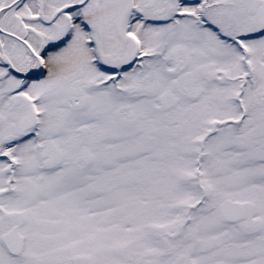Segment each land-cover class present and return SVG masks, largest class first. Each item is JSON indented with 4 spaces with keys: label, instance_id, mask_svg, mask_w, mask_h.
Segmentation results:
<instances>
[{
    "label": "snow or ice",
    "instance_id": "snow-or-ice-1",
    "mask_svg": "<svg viewBox=\"0 0 264 264\" xmlns=\"http://www.w3.org/2000/svg\"><path fill=\"white\" fill-rule=\"evenodd\" d=\"M0 264H264V0H0Z\"/></svg>",
    "mask_w": 264,
    "mask_h": 264
}]
</instances>
